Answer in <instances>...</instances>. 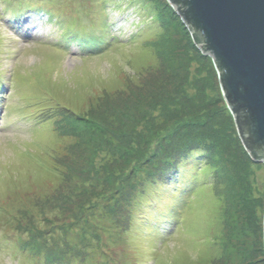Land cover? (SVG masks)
Wrapping results in <instances>:
<instances>
[{
	"label": "rangeland",
	"instance_id": "obj_1",
	"mask_svg": "<svg viewBox=\"0 0 264 264\" xmlns=\"http://www.w3.org/2000/svg\"><path fill=\"white\" fill-rule=\"evenodd\" d=\"M25 1L46 12L12 29L0 0V264H264V162L220 123L218 71L170 1ZM52 21L108 49L57 44ZM142 175L146 213L184 192L178 225L94 221L98 202L131 208Z\"/></svg>",
	"mask_w": 264,
	"mask_h": 264
},
{
	"label": "water",
	"instance_id": "obj_2",
	"mask_svg": "<svg viewBox=\"0 0 264 264\" xmlns=\"http://www.w3.org/2000/svg\"><path fill=\"white\" fill-rule=\"evenodd\" d=\"M212 57L244 147L264 162V0H169Z\"/></svg>",
	"mask_w": 264,
	"mask_h": 264
},
{
	"label": "trees",
	"instance_id": "obj_3",
	"mask_svg": "<svg viewBox=\"0 0 264 264\" xmlns=\"http://www.w3.org/2000/svg\"><path fill=\"white\" fill-rule=\"evenodd\" d=\"M6 2H7V4L9 2V4L13 7L11 17L13 16L14 19H17V18H20L21 16H23L21 14L22 11L24 13H26L27 10H36V11H39V10L43 11L44 10V11H46V8H44L43 5H41V6H38V5L31 6L30 4L26 5L25 3H27V2L25 0H6ZM77 24L78 23L72 25L71 27H68L71 24L67 23V21H66V24H64V25L62 23L60 24V26L64 30L63 32L65 35V38L70 39L71 42H77L78 44H81V45L86 44V43L87 44L90 43L94 46L102 44L103 47H86V48H91V49L96 48V49H98L97 51L104 52L108 49V47H105L107 40L104 38V36H98V32H95L94 30L87 33V29L90 28L89 24H86L85 27L83 24H80V25L79 24L77 25ZM75 25L80 26L78 29V34L75 35L72 32V35L70 37L69 28H73V27L76 28ZM98 30H99V33H101V34L103 33L102 30H100L99 28H98ZM199 50H200V48H199ZM91 52H96V51L93 50ZM200 53L203 54L201 52V50H200ZM203 55H205V54H203ZM2 82H3V73H0V95H1V89H2ZM221 122H222V126H224L226 128L225 130L231 129L234 131V133H236L238 135L240 145H241V147H239V148L241 149V152H243V154H246V156L248 155L251 157L249 152L244 147L243 142L239 136V133L237 131V126L235 123V119L233 118V116H231L229 113L225 112L224 116L222 117V121H220V123ZM231 123H233V127H232ZM219 128H221V127H219ZM173 139L179 140L180 138L177 136L167 138V141H168V143H167L168 147L167 148H171V147L176 148V149L178 148L177 146H175L174 144L171 143V141H173ZM240 145H238V146H240ZM140 179H141L140 182H137L134 179L131 183H128L129 187H127V185H126V187L122 188V189H125L124 190V196H126V197L124 198V200H126L130 203L131 208L124 209L122 214H121V217L115 216L114 211L110 210L109 213L112 214V216L107 217V213H105V211L103 210V209H106V204H104V202H102L100 205V202H98L96 207H94L95 208L94 209L95 211L93 212L94 213V221H98V223L103 225L104 223L107 222V219H111L108 223H112L113 221H116L117 219L121 218L122 221L124 222L125 218L123 215H125V214L129 215L130 213L135 212L138 214V217L142 218V222H144L143 226L152 229L151 231L153 233H160L159 231H160L161 225L164 223H171L172 220L175 221L176 225H178L179 224V218L181 216L180 212L182 210V205L185 204L184 192L180 188L176 189L175 191H173V192H175L174 193L175 198H174V196L170 195V193L166 195V197L164 198L162 209H158V211H156V209H155L151 213H146L148 211V209H145V207H143L145 204L142 200V197L147 192V190H146L147 186L145 188V186H144L145 177L143 175ZM171 198H173V199H171ZM152 200L154 203H156V201H157V199L156 200L152 199ZM121 201H122V199H121ZM134 206H136V207H134ZM100 207H102L103 209H100ZM121 210L122 209H119V212ZM112 217H114V220ZM104 219L106 221H103ZM118 233H119V228L114 233V235H115L114 239H112L110 242H108L107 245L111 244L112 246H115V247L118 246V245H116L117 243H115V242H117V241H115L116 239L119 240V238H118L119 234ZM93 235L95 237H97V234H93ZM159 236H160V234H159ZM93 252H94V250L92 251V254L90 256L86 257L82 261H77V262L79 264H100V263H95L97 259H96V255H94ZM101 257L103 260L105 255H101ZM51 263H52V260H51ZM75 264H76V262H75ZM101 264H103V263H101Z\"/></svg>",
	"mask_w": 264,
	"mask_h": 264
},
{
	"label": "bare ground",
	"instance_id": "obj_4",
	"mask_svg": "<svg viewBox=\"0 0 264 264\" xmlns=\"http://www.w3.org/2000/svg\"><path fill=\"white\" fill-rule=\"evenodd\" d=\"M22 15H24L25 13L22 11V13H21ZM52 23H53V25L56 27V28H58L57 30L58 31H60L61 33H60V35H59V41H58V43L57 44H66V43H72L71 42V40L70 39H67V38H65V35H64V30H63V28L60 26V24L57 22V21H52ZM78 25V24H77ZM61 27V28H60ZM75 27L76 28H69V35H70V37H71V35H72V32L75 34V35H77L78 34V29H79V27L80 26H76L75 25ZM91 27V26H90ZM89 32H91V30H88L87 31V33H89Z\"/></svg>",
	"mask_w": 264,
	"mask_h": 264
}]
</instances>
